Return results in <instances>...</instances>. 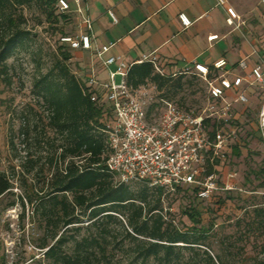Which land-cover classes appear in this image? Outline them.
Returning <instances> with one entry per match:
<instances>
[{
  "label": "trees",
  "instance_id": "16d2710c",
  "mask_svg": "<svg viewBox=\"0 0 264 264\" xmlns=\"http://www.w3.org/2000/svg\"><path fill=\"white\" fill-rule=\"evenodd\" d=\"M33 3L40 6L46 22L59 32L57 48L60 56L53 69L34 83L46 114L45 124L55 134L54 156L49 159L53 171L48 190L38 197L31 211L46 231L37 243L43 259L48 264H111L116 252L123 251L131 257L126 264L151 258L160 264H199L192 258L195 252L187 259L181 258V254L183 250H195L196 245L205 244L203 239L208 230L197 227L202 209L194 204L183 210L191 222L183 229L168 217L169 208L163 206L165 197L179 192L190 202L202 201L197 198L195 189L178 187L169 193L162 187H149L139 182L143 187L134 191L128 184L118 182L107 169L106 126L112 119L111 108L100 90L87 86L69 69L67 61L71 50L61 43L60 37L71 34L61 26L73 22V18L71 13L58 10L57 0H0V79L10 83L7 59L29 35V31L21 27L24 19L17 10ZM183 74L178 77L160 74L153 63L143 61L131 65L126 81L132 89L150 81L163 96H167L183 88ZM211 77L210 74L207 78ZM203 81L206 99V82ZM93 94L96 96L94 101L91 100ZM158 104H152L148 113L155 110L159 115L161 106ZM175 104L186 110L192 109ZM244 122L237 123L240 126L238 141L230 144L227 158L231 154L239 156L241 146L255 136L250 129L244 128ZM215 127L216 123L210 124L211 136ZM22 133L27 134V128L22 129ZM251 174L261 178L258 188H264V162L257 170H248L246 182ZM12 187L11 180L0 173V197ZM29 201L32 203L31 198ZM119 215L124 217L125 223ZM253 220L264 232V206L253 208ZM113 224H119L121 231L118 232ZM82 229L87 232L81 234ZM203 252L205 264H229L218 255L214 258L208 251ZM238 264H264V256L252 261L241 259Z\"/></svg>",
  "mask_w": 264,
  "mask_h": 264
},
{
  "label": "rangeland",
  "instance_id": "374dc122",
  "mask_svg": "<svg viewBox=\"0 0 264 264\" xmlns=\"http://www.w3.org/2000/svg\"><path fill=\"white\" fill-rule=\"evenodd\" d=\"M252 1L264 14L262 1ZM19 13L24 19L21 27L29 31L28 39L7 59L10 83L0 79V173H4L13 184L11 191L0 197V264H48L37 247L46 231L41 228L40 220L32 216L31 211L38 197L48 190L53 171L49 159L54 156L55 134L45 124L46 114L34 83L53 69L60 57L57 48L59 32L46 22L40 6L36 3L18 8L17 14ZM256 21H251L254 34L259 32L256 25L260 22ZM61 28L71 34L76 31L73 22ZM261 29L264 35V26ZM70 54L67 61L69 69L81 81L85 80L87 71L80 67L81 55L76 50H71ZM111 68L113 66L106 68V72ZM162 69L167 76L178 77L184 73L185 83L175 94L163 96L152 82H147L145 88L154 103L158 102L161 106L160 99H165L192 109L205 103V83L193 69L181 73L164 67ZM104 75L102 73L100 76ZM261 91L257 87L252 89L248 104L250 112L245 119L242 118L245 121L244 128L253 133L255 116L262 98ZM243 107L244 105H237L236 109L241 111ZM152 116H158L155 110L152 111ZM26 128L27 134H23L22 129ZM255 137L251 136L250 142L241 146L239 156L231 154L226 159L219 174L220 188L208 199L190 202L180 192L165 197L163 206L169 208L167 215L176 226L185 229L191 225L183 210L188 205L195 204L202 209L201 221L197 227L208 230L206 238L203 239L205 244L196 245L195 250H183L181 258L187 259L195 252L192 258L199 264H205L203 251H208L214 258L218 255L229 264H238L241 259L252 261L264 256V232L259 230L261 228L253 220V208L264 206V188H258L260 177L251 174L250 180H245L249 169L257 170L264 162V147ZM227 172L236 173L229 181L233 180V185L241 191L223 188ZM128 185L134 191L143 187V183L139 182ZM119 218L125 223L123 216L119 215ZM113 227L118 232L122 229L119 224H113ZM86 232L82 229L80 233ZM130 258L128 254L119 251L111 264H126ZM135 264L160 263L151 258L148 261L138 260Z\"/></svg>",
  "mask_w": 264,
  "mask_h": 264
},
{
  "label": "built area",
  "instance_id": "2783aa9c",
  "mask_svg": "<svg viewBox=\"0 0 264 264\" xmlns=\"http://www.w3.org/2000/svg\"><path fill=\"white\" fill-rule=\"evenodd\" d=\"M73 1L77 8H71ZM222 5L225 0H216ZM264 4V0H261ZM80 0H57L58 10L67 13H81ZM229 24L239 15L233 7L226 9ZM114 22L117 18L109 11ZM183 26L191 24L184 14L178 15ZM88 31L62 35L61 43L70 50L91 51L101 67L108 69L107 77L99 79L94 68L86 76L84 83L103 93L111 108L112 119L106 126L109 155L106 167L124 184L143 182L149 187H162L172 193L178 187H192L200 200L208 199L219 186V174L227 159L230 144L238 141L240 130L238 121L248 116L251 91L255 87L262 92L256 113L254 134L264 147V60L247 69L246 59L237 63L243 74H232L224 69L226 60L219 59L213 69L194 63L195 74L206 82L205 103L195 109L186 110L177 104L160 99L161 113L154 117L148 110L152 97L145 84L132 89L126 76L133 63H127L120 55H109L112 44L99 46L89 31L91 21L83 19ZM212 35L209 38H215ZM149 61L163 74V69L155 56L145 57L138 63ZM190 70H184L183 72ZM221 71V72H220ZM182 71H180L181 73ZM211 78H207L208 75ZM93 94L91 100H95ZM158 103V102H157ZM237 105H244L241 111ZM243 114V116H242ZM254 116V115H251ZM216 123L213 136L210 124ZM264 152V149H263ZM223 188L233 190L235 172H227Z\"/></svg>",
  "mask_w": 264,
  "mask_h": 264
},
{
  "label": "crops",
  "instance_id": "0c3cea01",
  "mask_svg": "<svg viewBox=\"0 0 264 264\" xmlns=\"http://www.w3.org/2000/svg\"><path fill=\"white\" fill-rule=\"evenodd\" d=\"M79 5L80 14L71 12L75 33L88 31L82 21L90 20L94 41L99 46L112 44L106 56L120 55L127 63L155 56L162 68L180 72L193 69L194 63L213 69L216 61L225 59L224 69L231 77L245 72L237 66L240 59H246L247 69L264 60V14L252 0H225L222 5L216 0H80ZM228 7L239 15L233 24L227 22ZM71 8H77L73 1ZM180 13L190 19L189 26L182 25ZM255 19L260 22L258 34L251 23ZM212 35L216 37L210 39ZM76 51L86 76L94 68L99 79L107 77L91 51Z\"/></svg>",
  "mask_w": 264,
  "mask_h": 264
}]
</instances>
